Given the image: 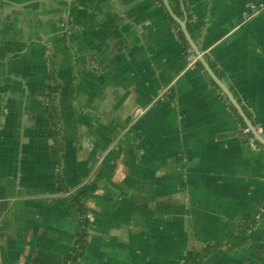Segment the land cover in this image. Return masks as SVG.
Wrapping results in <instances>:
<instances>
[{
	"label": "crops",
	"instance_id": "crops-1",
	"mask_svg": "<svg viewBox=\"0 0 264 264\" xmlns=\"http://www.w3.org/2000/svg\"><path fill=\"white\" fill-rule=\"evenodd\" d=\"M166 1L186 32L163 0H0V264H63L86 188L79 264H264V0Z\"/></svg>",
	"mask_w": 264,
	"mask_h": 264
},
{
	"label": "trees",
	"instance_id": "trees-1",
	"mask_svg": "<svg viewBox=\"0 0 264 264\" xmlns=\"http://www.w3.org/2000/svg\"><path fill=\"white\" fill-rule=\"evenodd\" d=\"M179 33H181L180 30H179ZM181 36H182V34H181ZM182 38L184 40L183 36H182ZM55 94H56V87H54V89L52 90V92L49 96V101L47 102V104L49 106V116L51 117L53 122L55 121V119H57L55 108L53 107V102H54L53 99H54ZM233 110H234V108H233ZM236 115L238 116L239 120L242 122V119L240 118V116L237 113H236ZM56 126H57V124H56ZM56 135H57V132L54 131L53 140H54L55 144L57 143V139H58L56 137ZM88 194H89L88 188H86L85 190H83V191L79 192L77 195H75V197L73 199V205L78 211L79 218L81 220L80 222H81V228L82 229L76 238V243H75V247H74L73 252L63 260V264H79L80 260L82 259L83 255L85 253L87 243H88L87 233H86L87 232L86 229H87V225H88V218H87L86 206L83 202H84L85 197H87ZM205 254H206V252H204V251L201 253L200 252L190 253L186 257L184 264H200L202 257Z\"/></svg>",
	"mask_w": 264,
	"mask_h": 264
},
{
	"label": "built area",
	"instance_id": "built-area-1",
	"mask_svg": "<svg viewBox=\"0 0 264 264\" xmlns=\"http://www.w3.org/2000/svg\"><path fill=\"white\" fill-rule=\"evenodd\" d=\"M187 60L189 61V67H192L194 66L195 62H196V58L194 57V55L192 53H190L188 56H187ZM48 105V104H47ZM240 133L242 136H246L248 137V143L249 145L253 148V149H257V145H256V135H259V136H262L263 133L261 130H256L255 132L252 130L251 127L249 126H243L241 129H240ZM264 213L263 210L260 211V213L257 215V219L256 220H261V215Z\"/></svg>",
	"mask_w": 264,
	"mask_h": 264
},
{
	"label": "water",
	"instance_id": "water-1",
	"mask_svg": "<svg viewBox=\"0 0 264 264\" xmlns=\"http://www.w3.org/2000/svg\"><path fill=\"white\" fill-rule=\"evenodd\" d=\"M163 2L165 3L166 7H167V11L168 13L183 27L184 31L186 32V29H185V25H183V22H181L171 11L168 3L166 0H163ZM195 52L198 54V51L195 50ZM210 73V72H209ZM210 75L213 77L212 73H210ZM215 79V77H214ZM215 81H217V79H215ZM218 83V81H217ZM218 85L220 86V88L224 91V93L227 95V97L230 99V101L232 102V104L235 106V108L238 110V112L242 113V109L240 108V106L235 102L233 101V99H231V97L229 96V93L218 83ZM250 125V127H252V130L255 132V128L253 127V125L251 123H248ZM256 138L257 140L262 144L264 145V137L263 136H259V135H256Z\"/></svg>",
	"mask_w": 264,
	"mask_h": 264
}]
</instances>
